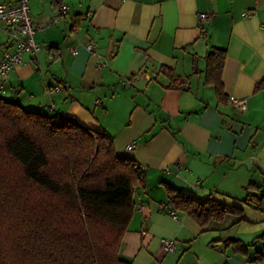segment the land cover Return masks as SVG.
<instances>
[{
	"label": "crops",
	"instance_id": "1",
	"mask_svg": "<svg viewBox=\"0 0 264 264\" xmlns=\"http://www.w3.org/2000/svg\"><path fill=\"white\" fill-rule=\"evenodd\" d=\"M67 2L69 16L34 36L41 45L37 67L26 54L8 75L5 97L105 132L121 158L139 164L143 182L135 189L120 257L131 264H264V255L255 260L264 254L258 238L264 213L243 202L249 181L264 189V90L255 91L264 78V0ZM199 13L211 16L207 33ZM56 14L55 0L30 1L34 21ZM89 43L96 44L94 53ZM212 47L226 52L221 101L204 81ZM162 66L189 76L188 88H167ZM49 84L61 90L48 95ZM230 96L245 99V109ZM163 184L236 206L245 221L229 216L202 228L185 212L174 217ZM226 237L246 243L245 253L216 241ZM162 238L173 239L176 248L164 251Z\"/></svg>",
	"mask_w": 264,
	"mask_h": 264
},
{
	"label": "trees",
	"instance_id": "2",
	"mask_svg": "<svg viewBox=\"0 0 264 264\" xmlns=\"http://www.w3.org/2000/svg\"><path fill=\"white\" fill-rule=\"evenodd\" d=\"M225 53L212 47L205 55L204 81L219 101L225 97ZM161 70L169 77L167 88H188L189 76ZM259 90L264 78L255 84ZM142 182L139 164L121 158L105 132L0 97V264H131L120 249ZM163 186L170 211L185 212L202 228L229 216L245 221L236 206ZM245 188L243 202L264 213V189L253 181ZM216 241L235 252L247 248L234 237Z\"/></svg>",
	"mask_w": 264,
	"mask_h": 264
},
{
	"label": "built area",
	"instance_id": "3",
	"mask_svg": "<svg viewBox=\"0 0 264 264\" xmlns=\"http://www.w3.org/2000/svg\"><path fill=\"white\" fill-rule=\"evenodd\" d=\"M31 0H0V97L5 95V82L8 75L19 64L25 63L24 56L31 55L34 65H38V52L41 45L35 41V34L46 28L50 23L58 22L62 17L69 16V4L67 0H55L57 14L51 21H34L30 15ZM247 11L242 12V17H248ZM211 16L207 13L198 14V23L202 27V31L207 33L205 25L209 23ZM72 24L76 22L74 17H70ZM91 53L95 52L96 44L89 43L86 46ZM61 90L59 84H49L46 86V93L50 95L52 92ZM229 101L238 109H245L246 100L238 99L233 96L229 97ZM51 104V110H53ZM134 144L127 145L131 149ZM170 213L176 217L175 213ZM161 245L164 251H172L176 248L173 239L162 238Z\"/></svg>",
	"mask_w": 264,
	"mask_h": 264
},
{
	"label": "rangeland",
	"instance_id": "4",
	"mask_svg": "<svg viewBox=\"0 0 264 264\" xmlns=\"http://www.w3.org/2000/svg\"><path fill=\"white\" fill-rule=\"evenodd\" d=\"M8 99H11V98H8Z\"/></svg>",
	"mask_w": 264,
	"mask_h": 264
}]
</instances>
